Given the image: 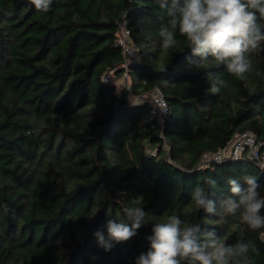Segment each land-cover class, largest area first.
<instances>
[{"label": "trees", "instance_id": "1", "mask_svg": "<svg viewBox=\"0 0 264 264\" xmlns=\"http://www.w3.org/2000/svg\"><path fill=\"white\" fill-rule=\"evenodd\" d=\"M169 19L158 0H53L48 12L0 0V264H135L170 215L253 244L252 264H264V229L221 206L228 178L255 175L264 196V167L248 154L213 158L244 131L264 143V50L251 51L255 72L244 78L215 62L199 69L178 29L177 43L161 48ZM121 25L135 58L118 43ZM215 76L227 82L217 95L208 92ZM156 88L168 104L162 118L143 97ZM197 184L215 214L191 201ZM137 198L146 223L105 251L94 233L125 219Z\"/></svg>", "mask_w": 264, "mask_h": 264}, {"label": "clouds", "instance_id": "2", "mask_svg": "<svg viewBox=\"0 0 264 264\" xmlns=\"http://www.w3.org/2000/svg\"><path fill=\"white\" fill-rule=\"evenodd\" d=\"M39 12H48L53 0H30ZM166 9L169 21L161 25V48L169 49L177 43V29L191 48L188 65L201 69L210 62L223 65L233 76L244 78L255 72L249 54L252 50H264V0H158ZM163 70V69H162ZM256 75L261 73L256 72ZM167 85L168 81H162ZM227 82L218 76L211 79L208 92L217 95ZM161 109L166 107L159 103ZM205 183L215 188L217 181L207 177ZM230 195L221 200L226 216L239 215L251 231L264 229V196L255 175L239 179L228 178ZM123 208V220L109 219L105 231L94 235L98 245L110 251L115 244L130 241L146 223L147 213L136 206ZM191 201L197 210L215 214L216 200L209 198L203 185L191 189ZM127 221V222H125ZM149 247L135 259V264H252L249 256L254 245L240 240L226 243L215 230L202 231L199 224L188 223L178 215H170L154 224L147 236Z\"/></svg>", "mask_w": 264, "mask_h": 264}, {"label": "built area", "instance_id": "3", "mask_svg": "<svg viewBox=\"0 0 264 264\" xmlns=\"http://www.w3.org/2000/svg\"><path fill=\"white\" fill-rule=\"evenodd\" d=\"M118 43L122 46L124 54L127 58L137 57V50L132 44L130 38V30L121 25L118 30ZM127 75V73L125 74ZM164 102L166 107L161 109L159 103ZM152 113L159 114L160 118L164 117L168 112L167 101L159 88H156L150 100ZM248 154L249 156L257 159L259 164L264 167V143L259 141L257 137L249 132L244 131L239 133L236 138L231 142L228 147L218 151L213 155L216 160H222L224 156H232L238 158L241 155Z\"/></svg>", "mask_w": 264, "mask_h": 264}, {"label": "rangeland", "instance_id": "4", "mask_svg": "<svg viewBox=\"0 0 264 264\" xmlns=\"http://www.w3.org/2000/svg\"><path fill=\"white\" fill-rule=\"evenodd\" d=\"M116 81H117L118 86L121 87V88L123 86L124 87H128L130 85V80H129V77H127V75H124V76H121L119 78H116ZM130 97H133V95L130 94ZM143 97H145L144 100H146V99L151 100L152 95H149V96L143 95ZM133 99H134V97H133Z\"/></svg>", "mask_w": 264, "mask_h": 264}]
</instances>
